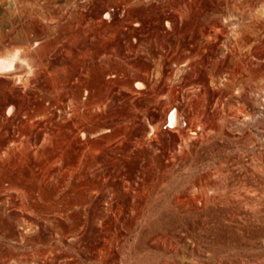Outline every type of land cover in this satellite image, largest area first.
<instances>
[{
    "label": "rangeland",
    "instance_id": "rangeland-1",
    "mask_svg": "<svg viewBox=\"0 0 264 264\" xmlns=\"http://www.w3.org/2000/svg\"><path fill=\"white\" fill-rule=\"evenodd\" d=\"M16 52L0 264H264V0H0Z\"/></svg>",
    "mask_w": 264,
    "mask_h": 264
},
{
    "label": "clouds",
    "instance_id": "clouds-1",
    "mask_svg": "<svg viewBox=\"0 0 264 264\" xmlns=\"http://www.w3.org/2000/svg\"><path fill=\"white\" fill-rule=\"evenodd\" d=\"M19 58V52L12 54L9 58L0 59V74L7 73L13 71V66ZM20 63L26 64L25 60H20ZM29 75L31 74V70H29Z\"/></svg>",
    "mask_w": 264,
    "mask_h": 264
},
{
    "label": "bare ground",
    "instance_id": "bare-ground-1",
    "mask_svg": "<svg viewBox=\"0 0 264 264\" xmlns=\"http://www.w3.org/2000/svg\"><path fill=\"white\" fill-rule=\"evenodd\" d=\"M6 58H9V57H5V58H1V59H6ZM13 69H14V66H13ZM169 122H170V124L172 126H175V127L177 126V124H178V115H177V112H175V113H173V114L170 115Z\"/></svg>",
    "mask_w": 264,
    "mask_h": 264
},
{
    "label": "snow or ice",
    "instance_id": "snow-or-ice-1",
    "mask_svg": "<svg viewBox=\"0 0 264 264\" xmlns=\"http://www.w3.org/2000/svg\"><path fill=\"white\" fill-rule=\"evenodd\" d=\"M138 87H140V85H137Z\"/></svg>",
    "mask_w": 264,
    "mask_h": 264
}]
</instances>
